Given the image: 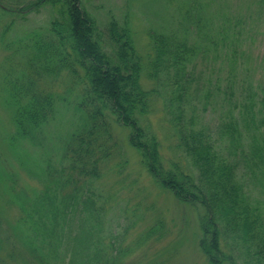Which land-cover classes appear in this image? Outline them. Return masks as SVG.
I'll return each mask as SVG.
<instances>
[{"label": "trees", "instance_id": "16d2710c", "mask_svg": "<svg viewBox=\"0 0 264 264\" xmlns=\"http://www.w3.org/2000/svg\"><path fill=\"white\" fill-rule=\"evenodd\" d=\"M7 1L16 9L57 7L48 33L32 34L29 63L37 76L66 69L83 85L75 105L82 125L50 150L38 134L60 98L37 95L29 76L13 81L6 72L0 79L1 102L13 124L4 147L38 184L30 194H11L20 210L12 230L15 236L28 233L19 238L30 253L44 264H63L65 255L66 264H126L127 224L120 231L105 228L108 206L95 204L86 189L109 155L107 119L114 117L129 129V145L155 182L200 209L198 247L209 264H264L263 202L253 192L264 194V58L251 74L245 69L251 62L247 47L264 25V0H254L255 8H244L241 16L223 12L216 0L176 2L168 18L148 29L145 63L127 17H110L99 30L78 0ZM143 74L150 88L142 86ZM154 112L173 139L166 158L148 122ZM28 158L37 161V176L26 169ZM159 229L157 222L144 230L137 247L155 232L160 238Z\"/></svg>", "mask_w": 264, "mask_h": 264}, {"label": "rangeland", "instance_id": "374dc122", "mask_svg": "<svg viewBox=\"0 0 264 264\" xmlns=\"http://www.w3.org/2000/svg\"><path fill=\"white\" fill-rule=\"evenodd\" d=\"M80 1L82 8L94 17L99 30L103 29L110 17L118 20L127 17L136 49L145 63L149 51L148 29L163 21L164 16L168 18L170 12H173V6L180 0L175 2L173 0ZM216 1L223 12L239 16L244 8H255L254 0ZM5 4L12 7L7 0ZM175 9H179L177 5ZM54 17L56 12L49 5H43L37 11H23L17 16L0 10V79L6 72L10 73H6L5 76L9 75L13 81L18 76H29V79L36 84L33 92L37 95L49 92L54 97L60 98L59 102H57L58 98L56 99L58 111L55 116L38 134L39 142L50 150L52 147L61 146L67 139V135L82 125L80 114L75 110L83 89V85L79 83L80 78L78 81L66 69L53 74L43 71L40 76H37L34 65L29 63L32 58L30 51L34 44V41L26 40L29 33L34 31L40 35H46ZM259 29L252 46L247 47L251 62L245 66V69H249L250 74L257 66L258 59L264 58V25H261ZM30 38L34 39V37ZM105 40V36L101 37L102 42ZM79 72L82 76V71L79 70ZM141 83L144 88L151 87V83L144 74L141 76ZM1 96L3 93L0 89V168L2 172L4 171V176L0 175V264H44L36 255L30 253L26 243L25 245L21 243L19 235L25 237L28 233L22 236L20 232L23 230H21L19 235L15 236L12 230V223L20 215V210L17 207L18 204L11 203L14 201L11 194L17 190H25L27 194H30V186L37 187L38 184L34 176L28 175L19 162L11 157V150L4 147L5 138L12 132L13 124L10 122L11 112L4 109ZM114 119V117L107 119L110 134L107 145H111L109 155L100 160L99 176L90 180L86 189L89 190L88 195L94 193L95 204L106 203L108 206L104 216L105 228L110 226L111 229L120 231L121 227L127 224L125 244L128 245L131 253L129 252L126 257V264H209L197 246L200 209L180 202L147 174L140 162L139 154L129 145V129L119 125ZM149 121L152 130L159 138L163 158H166L168 147L173 144L171 134L158 112L150 114ZM170 150L173 152L172 148ZM55 157L56 152H52V158ZM173 160L181 165L180 158L174 156ZM26 162V169L37 176V161L28 158ZM19 177L25 180L21 181ZM15 185L16 188H14ZM25 185H28V190L24 187ZM41 188L40 184L37 190ZM68 188L73 189V186ZM257 191L259 190L254 189L255 195H253L263 202L264 211V194H259ZM84 198L85 196H82V199ZM41 199L42 197L39 198ZM157 222L163 225L164 229H159L163 235L158 238L159 232H155L148 241L140 242L142 245L137 247L135 241L144 230L153 227ZM69 231L70 229L67 228L66 232ZM73 231L74 229L71 235ZM67 259L68 255L62 258L63 264H66Z\"/></svg>", "mask_w": 264, "mask_h": 264}]
</instances>
